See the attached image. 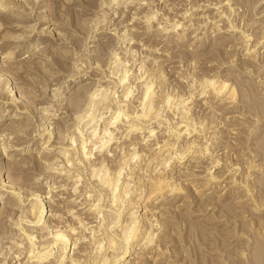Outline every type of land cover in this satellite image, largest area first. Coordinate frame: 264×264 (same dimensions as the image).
Masks as SVG:
<instances>
[{
  "label": "rangeland",
  "instance_id": "rangeland-1",
  "mask_svg": "<svg viewBox=\"0 0 264 264\" xmlns=\"http://www.w3.org/2000/svg\"><path fill=\"white\" fill-rule=\"evenodd\" d=\"M0 4V264H264V0Z\"/></svg>",
  "mask_w": 264,
  "mask_h": 264
},
{
  "label": "bare ground",
  "instance_id": "bare-ground-1",
  "mask_svg": "<svg viewBox=\"0 0 264 264\" xmlns=\"http://www.w3.org/2000/svg\"><path fill=\"white\" fill-rule=\"evenodd\" d=\"M64 0H62V2H63ZM258 2V1H257ZM3 5H5L4 3H2ZM1 5V4H0ZM1 8V7H0ZM133 15V14H132ZM8 18V17H7ZM5 19H6V17H5ZM53 19V18H52ZM140 21V20H139ZM129 22V21H128ZM4 23V22H3ZM4 25V24H3ZM227 30H229V29H227ZM42 49V48H41ZM43 50V49H42ZM38 51V50H37ZM40 51V50H39ZM38 53H36V54H31V55H27V57L29 58V61H31V60H33L34 59V57H36V55H37ZM41 55V54H40ZM15 56H17V55H15ZM14 58V57H13ZM12 55H7V56H5L4 57V59H3V61H2V63L0 64V98H3V96H5V95H8L7 94V90L5 89V86L7 85V84H9V81L8 80H12L13 81V79L14 80H17V76H18V74H19V71L20 70H23L25 67V63H24V66H19L21 63L20 62H18L19 63V65L18 66H16V62H13L12 61ZM31 63V62H30ZM22 65V64H21ZM40 68V67H39ZM28 69H30V70H32L31 68H28ZM17 71V72H12V71ZM62 70V69H61ZM14 82V81H13ZM17 82V81H16ZM11 84V83H10ZM10 100H11V104H12V107H13V113H14V115H13V118H16V117H18V115H16L17 113H22L23 111H21V104L18 102V101H16V98L14 99V97H12V98H9ZM8 99V100H9ZM237 99V98H236ZM18 100V99H17ZM233 100H234V94L231 92V95L229 96V99H228V102H230V103H233ZM227 102V103H228ZM230 103H228V104H230ZM228 104H226V105H228ZM231 107V106H230ZM233 107V106H232ZM234 108H232V110H233ZM231 110V109H230ZM231 110V111H232ZM234 111V110H233ZM16 113V114H15ZM9 114V113H8ZM11 118V117H10ZM17 120H14V121H12V122H16ZM28 130V129H27ZM0 135H2L1 133H0ZM2 136H4V135H2ZM1 142V141H0ZM39 143V142H38ZM47 145H48V141H46L45 142ZM1 144V143H0ZM3 144V143H2ZM81 144V143H80ZM155 144V143H154ZM45 146V148H47L48 146ZM1 147H3V146H1ZM156 147V146H155ZM161 147H162V145H161ZM62 149V148H61ZM2 150L4 151V154H6L5 152H6V148L5 147H3L2 148ZM31 150H32V148H31ZM1 152V151H0ZM25 152V151H24ZM2 153V152H1ZM12 154V153H11ZM10 156V155H9ZM16 157V156H15ZM26 157V156H25ZM24 157V158H25ZM34 157V156H33ZM11 158V157H10ZM182 161V160H181ZM27 163H28V161L27 160H24L22 163H20V166H21V168L19 169V171L21 170V169H27L28 167V165H27ZM33 166V165H32ZM166 169V168H165ZM16 171V170H15ZM22 171V170H21ZM24 173V172H23ZM11 176V175H10ZM196 182V181H195ZM204 185V184H203ZM216 186V185H215ZM231 186V185H230ZM203 186H201V188H202ZM200 188V187H199ZM42 189V188H41ZM207 189V188H206ZM43 190V189H42ZM64 190V189H63ZM200 190V189H199ZM222 190V189H221ZM239 190V189H238ZM5 191V190H4ZM11 192V191H10ZM44 192V191H43ZM42 192V193H43ZM7 193V192H6ZM33 196V195H32ZM242 196V195H241ZM246 196V195H245ZM40 197H42V196H40ZM49 198V197H48ZM242 198V197H241ZM54 199V198H53ZM49 201H50V198H49ZM48 201V202H49ZM43 202H44V200H43ZM47 202V203H48ZM41 204H43L42 202H41ZM27 209V208H26ZM30 209H31V207H30ZM148 211V210H147ZM8 212V211H7ZM29 212V211H28ZM32 212V211H31ZM44 212V211H43ZM49 212H50V214H49V217L51 218V216H54L55 215V212H53L52 211V208H51V210H49ZM2 213H3V211H2ZM53 213H54V215H53ZM57 216V215H56ZM6 217H7V215H6ZM37 217V216H36ZM55 217V216H54ZM9 219V218H8ZM47 220H48V218H46ZM54 219V218H53ZM46 221V220H45ZM5 222V221H4ZM37 222V221H36ZM52 222V221H51ZM48 223V222H47ZM54 223H55V221H54ZM58 223V222H57ZM39 224V223H38ZM45 224V223H44ZM46 225V224H45ZM48 225V224H47ZM1 229H2V227H1ZM39 232V231H38ZM55 232V231H54ZM57 232V231H56ZM29 233V232H28ZM61 233L62 232H60V234H59V232L57 233V234H59L60 236H62L61 235ZM2 234V233H1ZM31 234V233H30ZM33 235V234H32ZM56 235V234H55ZM54 235V236H55ZM59 235H57L58 236V238H59ZM56 236V237H57ZM23 237V236H22ZM47 237V236H46ZM66 236H62V238L63 239H68V238H65ZM34 238V237H33ZM61 238V237H60ZM61 238V239H62ZM44 239V238H43ZM20 240V239H19ZM44 241V240H43ZM48 241V240H47ZM70 241V240H69ZM42 243V242H41ZM63 247V246H62ZM47 248V247H46ZM75 248V247H74ZM76 248H77V246H76ZM82 251V250H81ZM80 251V252H81ZM139 251V250H138ZM141 251V250H140ZM144 252V251H143ZM74 253V252H73ZM30 254V253H29ZM120 254V253H119ZM128 254V253H127ZM143 254V253H142ZM31 255V254H30ZM27 256V255H26ZM145 256V255H144ZM34 257V255L32 256V257H28V262H30V259L31 258H33ZM117 257V256H116ZM35 258V257H34ZM68 258V257H67ZM135 258V257H134ZM23 259V258H22ZM36 259V258H35ZM141 260V259H140ZM26 261V260H25ZM32 261H33V259H32ZM132 261V260H131ZM139 261V260H138ZM152 261V260H151ZM43 262V261H42ZM46 262V261H45ZM68 262V261H67ZM35 263H36V261H35ZM137 263V262H136ZM19 264V263H18ZM23 264V263H22Z\"/></svg>",
  "mask_w": 264,
  "mask_h": 264
}]
</instances>
